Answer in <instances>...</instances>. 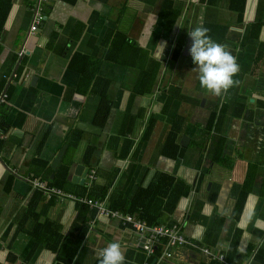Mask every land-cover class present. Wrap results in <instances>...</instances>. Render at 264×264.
Segmentation results:
<instances>
[{
	"label": "crops",
	"instance_id": "crops-1",
	"mask_svg": "<svg viewBox=\"0 0 264 264\" xmlns=\"http://www.w3.org/2000/svg\"><path fill=\"white\" fill-rule=\"evenodd\" d=\"M197 26L240 65L220 97L201 88L188 52ZM2 95L0 264H99L111 242L125 264H264V0H0ZM178 121L180 149L166 153ZM63 162L70 183L106 190L96 200L106 212L148 225L110 198L169 184L176 209L151 226L176 228L185 243L161 240L149 257L131 224L33 185ZM73 164L89 170L83 184ZM81 210L87 232L69 238L61 262L38 242L57 235L35 229L49 221L65 238Z\"/></svg>",
	"mask_w": 264,
	"mask_h": 264
},
{
	"label": "trees",
	"instance_id": "trees-1",
	"mask_svg": "<svg viewBox=\"0 0 264 264\" xmlns=\"http://www.w3.org/2000/svg\"><path fill=\"white\" fill-rule=\"evenodd\" d=\"M105 115V113H104ZM105 121V120H104ZM181 125L182 122L178 121V125L175 126L174 131L171 134L170 137V144L166 145V153L169 150V148H174L176 151L180 149V146L178 144H175V140L178 136V132L181 131ZM75 140L73 138L71 139V142L69 143V151L75 146L74 144ZM63 161L68 162L69 160V154L68 150L65 154ZM62 163L58 171L56 172V175L54 178L51 179V177H47L48 185L49 187L53 188L54 186L57 188H62L64 191L73 192L77 196H88L90 199L93 200H100V199H106L107 193L106 190L103 191H94L90 190L89 193L87 192V186L82 185H76L73 183H70L67 180V174L69 171L68 164ZM52 173V172H51ZM69 186H72V188H69ZM157 185H151L148 186L147 189H139L134 197L131 200L123 199V196L120 194L118 196V200H114L113 197L110 198L111 202V208L112 210H119L121 212L130 213V214H137L141 219L146 220L151 225H160L162 224L163 217L165 215H170L174 212L176 209L177 203L181 197V195L178 193L175 194L174 190L168 191L170 189L169 184L164 187V185H160L159 189L156 188ZM176 192H178V187L176 188ZM40 193H38V196L40 197ZM35 205L30 206V209L34 207ZM85 209L86 213L89 210V207L86 205H83L82 209ZM84 210H81L80 214L78 215V220L73 224L69 234L64 238L63 235L60 234V231H57V226L52 224V222L47 221L46 223H40L37 225L35 229V233L42 235L44 230L45 232H48L50 229L51 235H57L55 236L57 239L55 241L50 240L48 242H44V240L40 239L38 240L39 243H45L53 250H56L59 252V261L61 262H68L70 263L64 256V250L67 248V243H69V238L71 236L76 237L79 236L78 234L84 235L87 232V225H86V217L84 215ZM34 214L27 215L25 219H32ZM86 221V222H85ZM23 226V223L20 224ZM20 226V227H21ZM48 228V229H45ZM76 233V234H75ZM75 234V235H73ZM72 238V237H71ZM167 238H164L162 240H166ZM51 242L52 245L49 243ZM48 243V244H47ZM55 246V247H54ZM161 249V246H159L157 252ZM62 259V260H61ZM154 260V258L151 260V262Z\"/></svg>",
	"mask_w": 264,
	"mask_h": 264
},
{
	"label": "clouds",
	"instance_id": "clouds-1",
	"mask_svg": "<svg viewBox=\"0 0 264 264\" xmlns=\"http://www.w3.org/2000/svg\"><path fill=\"white\" fill-rule=\"evenodd\" d=\"M210 29L197 26L188 31L191 44L188 49L202 89L220 97L227 94L238 81L234 79L240 72V65L227 49L215 42L209 35ZM163 51V47L160 46ZM99 264H125V254L119 242H111L99 252Z\"/></svg>",
	"mask_w": 264,
	"mask_h": 264
},
{
	"label": "built area",
	"instance_id": "built-area-1",
	"mask_svg": "<svg viewBox=\"0 0 264 264\" xmlns=\"http://www.w3.org/2000/svg\"><path fill=\"white\" fill-rule=\"evenodd\" d=\"M41 20V17H37L35 24L31 27V30L35 32L37 30V26L39 25ZM6 96L2 95L0 96V104L5 100ZM90 178H93V175H90ZM33 185L35 187H39L46 191L47 194H49V197L52 195L58 196L60 200H66L70 199L73 201H77L80 203L87 204L91 207H98L102 213L110 214L113 217L120 218L123 222L131 224L140 234L143 238L142 240V247L147 252L149 257L152 256L155 250L156 244H158L162 239L167 238L168 244L170 247L176 246L177 244H183L185 243V238L182 234L178 233L176 228H167L165 226H151L148 225L146 222L142 220H136L135 218L121 214L119 212H106L105 209L102 208V203L93 199H90L86 196H77L74 194H65L62 190L51 188L49 187L45 182L34 180ZM166 255V254H165ZM167 256H170V253H168ZM221 260L223 261V258L221 257Z\"/></svg>",
	"mask_w": 264,
	"mask_h": 264
},
{
	"label": "water",
	"instance_id": "water-1",
	"mask_svg": "<svg viewBox=\"0 0 264 264\" xmlns=\"http://www.w3.org/2000/svg\"><path fill=\"white\" fill-rule=\"evenodd\" d=\"M186 51H187V49H186ZM87 129H89V128H87ZM91 129H92V131H95V128L93 126H90V130L89 131H91ZM83 130H86V129H83ZM64 151H65V148L60 152V154H58L57 158L53 161L52 169L54 171H56V169H57V167H58V165H59V163H60V161H61V159L63 157ZM88 171H89L88 169H85L81 165L73 164L72 167H71L69 176H71L72 174L76 173V175L79 177V178H77L78 180L76 178H74V179L72 178L71 180H73L76 183L83 184L84 180H85V178H86V176L88 174ZM80 180H81V182H80Z\"/></svg>",
	"mask_w": 264,
	"mask_h": 264
}]
</instances>
